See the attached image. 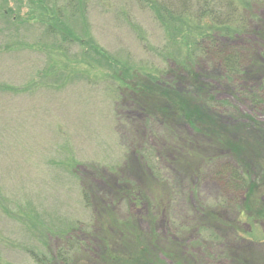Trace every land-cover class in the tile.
<instances>
[{
  "label": "rangeland",
  "instance_id": "374dc122",
  "mask_svg": "<svg viewBox=\"0 0 264 264\" xmlns=\"http://www.w3.org/2000/svg\"><path fill=\"white\" fill-rule=\"evenodd\" d=\"M72 1L74 5L69 0H0V264L49 263L55 252L74 244L72 234L84 238L86 260L97 262L91 249L96 237L91 209L82 190L97 202L117 178L134 182L151 200L158 201L162 193L168 203L154 212L149 204L126 205L138 230L131 244L121 243L119 253L127 250L139 259L149 253L157 264H264V224L238 212L240 205L222 202L227 193L218 200L226 180L213 177L219 166L199 157L190 160L182 149L177 157L183 159H171L165 145L181 147L190 128L181 120L171 128L149 124L143 113L123 103L125 94L120 96L130 93L133 76L163 79L161 87L183 93L241 142L242 167L260 182L264 0L225 1L219 12L236 10L237 34L231 21L216 27L207 18L158 17L159 4L153 11V0ZM169 1L181 7L179 0ZM198 1H187L191 10L220 7L216 0H207L206 7ZM40 5L52 18L58 13L79 41L49 35ZM219 31L229 35L216 39L238 65L233 73L224 66V56L218 63L195 52L198 40ZM93 45L107 52L110 66ZM186 74L199 81L200 88L193 90L201 89L203 106L187 94L189 85L179 81ZM190 138L201 142L197 134ZM257 197L252 208L264 207ZM123 204L116 201L125 214ZM202 208L219 221L196 230L176 229L178 220L195 221ZM175 244L179 259L159 255ZM75 249L70 251L76 255L74 264H87ZM65 258L72 263L73 258Z\"/></svg>",
  "mask_w": 264,
  "mask_h": 264
},
{
  "label": "trees",
  "instance_id": "16d2710c",
  "mask_svg": "<svg viewBox=\"0 0 264 264\" xmlns=\"http://www.w3.org/2000/svg\"><path fill=\"white\" fill-rule=\"evenodd\" d=\"M79 1L76 3V5H79ZM166 1L167 0L150 1L152 2L151 7L153 11L155 8L154 6L156 5L155 3L157 2V4H159V8L156 10L158 17L167 16L171 18L173 16L180 17L184 15L183 17L187 19L193 18V20H196L197 22L207 18L208 21L216 27L217 25L220 27V25H226V23L229 24L231 21L234 22V25H232L238 28V30H235L233 34H237L239 32V26L236 23L238 19L234 18L236 10L231 9L229 11L227 8L223 14L219 12L220 9L223 8L226 0H216L215 2L218 4V6L220 4V7L214 8L213 5L209 12H206V9L203 10V8L200 9L198 7L197 9L191 10L188 4L190 1L187 3L188 0H179L181 6L179 9L177 8L179 7L177 6L178 3H176L175 7L173 1V5L170 1L167 4ZM202 1V7L209 5L207 0ZM68 3L74 5L72 0H69ZM40 6L44 10L41 21L44 22L46 20V31L49 35L54 38L59 37L60 40H78L66 21L60 19L58 13L54 14L52 18V16L50 17L47 14L49 11L45 10L42 5ZM45 17L48 18L45 19ZM208 28L212 32L214 31L212 26H208ZM214 33L211 34L213 35L212 38L211 35H208V38H202L203 40L200 39V41L198 40L195 52L200 51L205 56L207 55L210 58L214 57L218 63H221V58L224 56L226 60L228 59L227 64L224 63V66L227 67L230 73H233L234 70H236L234 65L237 67L238 65L233 60V58L229 57L232 55L227 54L230 53L227 52L228 47L218 43L216 39L217 37L224 38L229 35L220 31ZM92 47L95 54L100 56V58L102 57V59H105L104 61L108 66H110L108 64V58H110V56L107 54V52H103V49L95 45ZM120 66H122V69L125 67L123 64ZM123 73L125 74V72ZM178 79H181V75L178 77L175 76V81H178ZM118 80H121V78L119 77ZM160 80L163 79L153 80L149 76H133L131 79L130 93H126L124 91L123 94L120 95L121 98H124V96L127 97L123 103H128V106L133 107L139 113H143L149 124L159 126L160 128H168V126L171 128L172 125L175 124L174 122L176 120H181L184 122V124L190 128L189 136L181 139L184 144H181V147H178L176 144L171 146L165 145L167 149H170L171 159L175 161L176 159L182 158L181 155H179V158L177 157L179 154L177 150L182 149L184 156L189 154L188 157L190 160L192 156L199 157L201 161H206L207 163L212 162V165L219 166L215 169L213 177L218 181L223 180V178L226 177V180L225 183L222 184V191L220 193L221 196L218 198V200L222 198L224 193H227V198L222 200V202H225L226 204L229 203L228 205L230 206L240 205V210L239 207L237 210L238 212H243L245 216L252 218L253 220L260 219L264 224V207L258 205L257 207L252 208L254 197L258 196L257 198L264 200V173H259L258 178L260 179V182L258 183H256L253 179H250L251 177L247 176L248 169L246 167H242V163H244V161L241 158H243L242 153H244V151L241 150V142L231 139L226 130H224V126L220 125L218 121H214L213 118H209L208 116L204 115L201 110L197 108L196 103L185 98L183 93H178L176 90L171 88H163V86L161 87V85L158 84V81ZM179 81L189 85L190 88L187 90L189 93L187 94L192 97L195 96L194 100L200 103L199 106H201V104L203 106L206 103V100L202 95H200V92H198L201 89L198 91L193 90L194 87L200 88L201 86L196 77L191 76V74H186L185 80L183 76ZM198 96H200L202 100ZM193 134L195 135V138L197 134V137L201 142L195 141V138L193 141L196 143L192 142L190 136ZM189 159L186 158V161H190ZM179 162L180 161H178V163ZM219 163L220 165H218ZM199 174L200 173L198 169H195V172L192 173L194 177H197ZM82 193L85 205L90 206L91 209L93 220L91 229L94 230L93 232L96 236L91 249L97 256V262L86 260L84 257L85 254L83 246L81 245L84 238L79 234H72L71 239H75V241H73L74 244H71L66 250L62 249L58 253L55 252L52 255V260L49 263H43V259L39 260V262L42 261L43 264H69L65 257L70 256L73 258V260H71V264H74L76 263V255L70 254V251L76 248L75 250L80 253L87 264H157L153 261L156 260V258H153L152 260V257L149 255V253L143 255V257H145L144 259H139L136 254L130 253L127 250H121L119 253L118 249L119 247H122L121 243L124 241H127L131 244V241L133 240L132 238L136 236L138 230V225H135L134 218L127 211V208L129 207L128 205L135 204L136 206H142L143 204H149L151 211H162L168 207L167 201L164 200V194L158 193V201L151 200L148 198L146 191H144L134 182H129L119 178H117L116 181H113V183L108 187L107 193L102 195L103 198H100V200H97V202H93L91 200L90 193L88 192V196L85 193V189L82 190ZM190 199L192 200L191 197ZM233 199L235 201H232ZM119 200H123L125 204L123 205L125 207L126 205L128 206L124 208V211L126 212L125 214L121 212L120 207L116 206V201ZM255 201H257L256 198ZM215 204L218 205L217 201ZM205 210V208L201 209L202 212H198V210H196L198 213L197 217L195 218L196 222L193 221L194 219L190 221V223L178 220L176 229L196 230L200 227H206V225L211 223L212 220L219 221L217 215L205 212ZM110 213L113 214L112 217L107 218L106 216H109ZM70 230H74V228H71ZM126 230L128 234H126ZM163 230H167L166 226H164ZM225 235L227 234L225 233ZM225 235H221V237L223 236L224 238ZM172 245L166 251H159V255L165 259H167V256L174 255L173 259H179V257H176L175 251L179 252L180 248L178 244H175V246ZM38 259H40V257H38ZM56 260H60L61 263H58ZM164 264L174 263L171 261L169 263L165 262ZM194 264L196 263L194 262Z\"/></svg>",
  "mask_w": 264,
  "mask_h": 264
}]
</instances>
